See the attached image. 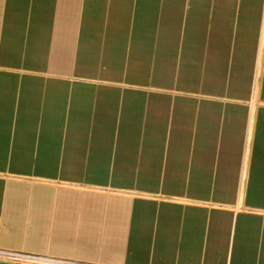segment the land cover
<instances>
[{
  "label": "crops",
  "instance_id": "obj_1",
  "mask_svg": "<svg viewBox=\"0 0 264 264\" xmlns=\"http://www.w3.org/2000/svg\"><path fill=\"white\" fill-rule=\"evenodd\" d=\"M263 37L264 0H0V249L264 264Z\"/></svg>",
  "mask_w": 264,
  "mask_h": 264
},
{
  "label": "rangeland",
  "instance_id": "obj_2",
  "mask_svg": "<svg viewBox=\"0 0 264 264\" xmlns=\"http://www.w3.org/2000/svg\"><path fill=\"white\" fill-rule=\"evenodd\" d=\"M31 180L32 179H27ZM0 262H11V263H16V264H57L54 262H51L49 260L45 259H32V258H25V257H36L35 255L28 254V253H23V252H18V251H7L0 249ZM3 253V254H2ZM6 254H13L12 255H6ZM19 255V256H16ZM24 256V257H21Z\"/></svg>",
  "mask_w": 264,
  "mask_h": 264
},
{
  "label": "built area",
  "instance_id": "obj_3",
  "mask_svg": "<svg viewBox=\"0 0 264 264\" xmlns=\"http://www.w3.org/2000/svg\"><path fill=\"white\" fill-rule=\"evenodd\" d=\"M263 43H264V37H263ZM259 78H260V65L258 66L257 68V74H256V80H255V83H254V93H255V85L257 83V93H258V88H259ZM247 159H248V150L246 151V155H245V163H244V170H246V167H247Z\"/></svg>",
  "mask_w": 264,
  "mask_h": 264
},
{
  "label": "bare ground",
  "instance_id": "obj_4",
  "mask_svg": "<svg viewBox=\"0 0 264 264\" xmlns=\"http://www.w3.org/2000/svg\"><path fill=\"white\" fill-rule=\"evenodd\" d=\"M255 93H254V97H253V105H255L256 104V100H257V83H256V85H255ZM1 254V253H0ZM3 254V253H2ZM21 257H24V256H21ZM25 258H32V259H38V258H35V257H25ZM51 262H55V263H58L59 264V262H57V261H51Z\"/></svg>",
  "mask_w": 264,
  "mask_h": 264
}]
</instances>
